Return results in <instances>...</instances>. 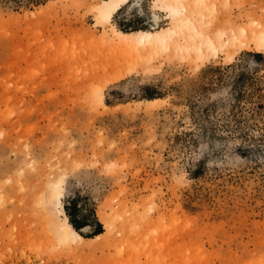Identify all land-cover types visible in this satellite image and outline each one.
I'll use <instances>...</instances> for the list:
<instances>
[{
    "label": "rangeland",
    "instance_id": "374dc122",
    "mask_svg": "<svg viewBox=\"0 0 264 264\" xmlns=\"http://www.w3.org/2000/svg\"><path fill=\"white\" fill-rule=\"evenodd\" d=\"M192 1L218 51L187 58L119 45L105 0H0V264H264V0Z\"/></svg>",
    "mask_w": 264,
    "mask_h": 264
},
{
    "label": "bare ground",
    "instance_id": "6f19581e",
    "mask_svg": "<svg viewBox=\"0 0 264 264\" xmlns=\"http://www.w3.org/2000/svg\"><path fill=\"white\" fill-rule=\"evenodd\" d=\"M127 1L105 0V3L95 10L97 13L95 22L103 26H108L105 32L106 35H111L112 39L116 40L119 45L130 48L131 51H136L137 54L156 52L185 53L187 58L203 55L206 51L205 45L210 46L211 52L218 51V45L214 43V39L211 37L205 41L198 42V39L204 36L207 30L202 26V22L200 25V22L194 17V13H198L199 9L192 0H157L156 5H159V8L166 11L167 18L170 20L169 25L171 26L168 28L138 30L135 32H125L111 25L113 14ZM154 20L157 22L158 17L154 16ZM251 43L255 45L256 50L260 49V45L263 47L264 32H260L257 37L245 41L247 46ZM155 101L157 100H152V102ZM59 183H55L54 187H51L53 189L50 191L51 194L54 193L52 191L54 189L55 193L56 191L58 192L56 196L53 195L54 197L50 194V199L52 197L56 199L52 198L56 202L54 206L56 205L55 207L58 210L61 208V192H59L61 188H59ZM112 213L114 214V212ZM102 219L105 222L104 224L107 225V220ZM58 227V235L62 241L83 239V236L73 228L66 218L61 219Z\"/></svg>",
    "mask_w": 264,
    "mask_h": 264
},
{
    "label": "trees",
    "instance_id": "16d2710c",
    "mask_svg": "<svg viewBox=\"0 0 264 264\" xmlns=\"http://www.w3.org/2000/svg\"><path fill=\"white\" fill-rule=\"evenodd\" d=\"M67 214V216H68V221H69V223L73 226V228H75L76 230H78V229H80V228H82V227H84L86 224L85 223H76L73 219H71L70 218V214L69 213H66ZM99 229H100V225L99 224H96V226L93 228V234H96V233H98V232H100L99 231Z\"/></svg>",
    "mask_w": 264,
    "mask_h": 264
}]
</instances>
